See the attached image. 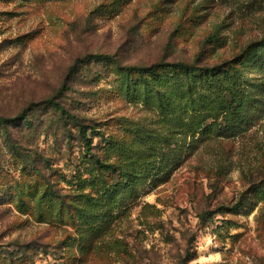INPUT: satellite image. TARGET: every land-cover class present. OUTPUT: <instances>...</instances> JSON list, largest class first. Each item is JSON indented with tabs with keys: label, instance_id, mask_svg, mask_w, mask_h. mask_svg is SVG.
<instances>
[{
	"label": "rangeland",
	"instance_id": "1",
	"mask_svg": "<svg viewBox=\"0 0 264 264\" xmlns=\"http://www.w3.org/2000/svg\"><path fill=\"white\" fill-rule=\"evenodd\" d=\"M21 113L0 264H264V0H0V117Z\"/></svg>",
	"mask_w": 264,
	"mask_h": 264
},
{
	"label": "trees",
	"instance_id": "2",
	"mask_svg": "<svg viewBox=\"0 0 264 264\" xmlns=\"http://www.w3.org/2000/svg\"><path fill=\"white\" fill-rule=\"evenodd\" d=\"M259 44H257L255 46V49H253L254 51H251L249 53L250 54H255V52L257 51V53L260 51V49H258ZM245 53H242L240 57H237L236 60H241L242 57H245ZM95 58V59H99V60H111L112 62H115L116 64H118V66H120L121 68L125 69V70H129V71H135L137 74L140 75H149V76H153L155 75L159 69H169V68H173V69H179L181 73H183L186 76H190V77H197L198 73L201 72V75L203 76V79L205 82L211 84L215 81H219L220 76L225 75L227 76V69H223L222 66H215V67H210V66H205V67H198L196 65L193 64H185V63H171V62H159V63H155L149 66H122L119 64V62L117 61V59L114 56L108 55V54H94V55H89L85 58H83V60H86L88 58ZM246 58H248V55L246 56ZM82 60H79L75 63V65L73 66L74 68H77L78 64L81 62ZM235 74H231L227 77H233ZM240 88L234 90H231V95H232V102H235V108L234 111L235 113H238V111H240L244 105L245 99L242 95V93L240 92ZM45 103L47 104H51L53 105L56 109H59L63 114H71L64 105H62L60 102L55 101L53 99H48L47 101H45ZM234 113V114H235ZM25 115V113H21L20 115H18V117H14V118H4V117H0V124L7 126L8 124H11L13 122H15L16 120L20 119L21 117H23ZM82 127V126H81ZM83 137L86 143L87 148H90V139L88 138V136L86 135V133H83ZM99 165L102 168H111L112 165H108L105 164L103 162H99Z\"/></svg>",
	"mask_w": 264,
	"mask_h": 264
}]
</instances>
